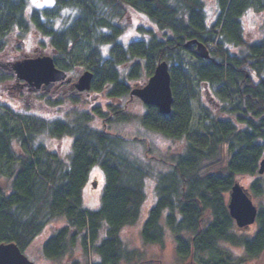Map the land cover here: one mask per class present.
Masks as SVG:
<instances>
[{"label": "trees", "instance_id": "obj_1", "mask_svg": "<svg viewBox=\"0 0 264 264\" xmlns=\"http://www.w3.org/2000/svg\"><path fill=\"white\" fill-rule=\"evenodd\" d=\"M52 2L30 8V0H0V54L14 31L23 43L31 32L71 78L49 93L23 87V98L31 97L39 107L0 111V243H15L26 252L51 224L62 222L42 245L46 260L154 264L123 237L140 224L143 247L164 245L171 234L184 262L206 254L209 259L196 263L242 264L264 257V207L251 237L242 236L228 209V195L240 176H253L248 190L264 198V174H259L264 40L248 43L242 23L250 12L264 13V0H216L215 21L204 0ZM130 11L150 25L138 27L140 37L124 42L121 22ZM193 40L209 49L210 59L185 47ZM164 61L170 64L172 113L164 116L144 105L140 125L148 133L183 141L184 147L153 159L140 139L111 129L130 121L131 83L149 79ZM82 71L94 74L88 93L73 87ZM2 84L14 85L15 76L0 69ZM202 92L213 107L200 104L195 125L193 104L201 102ZM63 138L71 139L67 156L45 142ZM96 169L105 177V189L100 207L87 210L83 191ZM149 188L155 203L146 213Z\"/></svg>", "mask_w": 264, "mask_h": 264}, {"label": "rangeland", "instance_id": "obj_2", "mask_svg": "<svg viewBox=\"0 0 264 264\" xmlns=\"http://www.w3.org/2000/svg\"><path fill=\"white\" fill-rule=\"evenodd\" d=\"M204 2L209 19L211 21H215L218 11L216 0H204ZM52 3V0H30V8H42L49 6ZM121 23L125 28L124 34L121 37V40L124 42H128L140 37L139 33L137 32L138 27H148L150 25L145 17L133 11H130ZM242 23L244 26L245 38L248 43L260 42L264 40V13L258 14L250 12L242 19ZM19 35V31L16 30L7 37L8 46L6 47L5 51L0 54V69H3V67L1 66H8L9 64L17 60H21L24 58H34L43 55L51 56L49 48H46V50H42L40 48V46L38 45V41H40V38L37 37V35L30 32L28 35H26L24 43L20 41ZM234 51L235 50L233 49L232 52ZM80 73H78V76L80 75ZM147 81L148 79L145 81H134L131 83V87H143L146 85ZM12 87V84H2L0 86V111L3 110L2 107L8 106L16 113H22L25 111V108H34L40 106L39 102L35 103V101L30 99L31 97L23 98L21 92H17L16 94L14 93L13 95H11L9 91H11ZM82 97H86V95ZM126 100V112L130 117V121L112 127L111 132H113V134H120L122 136H125L129 140L140 139V142H142V146L146 149H150L149 158L153 159L157 157L159 158L161 156L168 158L182 151V148L184 147L183 141H170L157 134H151L145 131L140 125V119L146 112L144 104L138 99L130 100V98L128 97ZM210 102L211 100L209 99L207 94L205 92H202L201 102H195L193 104L195 113V125L197 120H199V105L203 104V106H208V108L213 107V104ZM96 105L97 102H95V106ZM93 107L94 105H91L90 108ZM45 142L51 151H59L64 156L70 155L72 152L71 139L69 138H63L62 140L48 139ZM161 170L164 171L165 169L161 168ZM102 174V171L98 169L94 170L92 175L90 174V178H92L93 181L91 182L89 180L88 184L84 188V208H86L87 210H97L100 207L101 198L105 189V177ZM253 180V176H240L237 181L245 188H248ZM93 183L96 184L97 187H94ZM1 187L3 189L7 187L4 179L1 181ZM253 201L257 207H264V198L258 199L253 197ZM153 202L155 203V194L152 188H149V199L145 206L146 213L148 212V209L153 205ZM51 225L46 232L37 237L30 248H28V250L26 251V254L30 257V259L35 261V264H60L53 260H46L41 256V248L47 237L49 236V231L55 227H62L63 223L59 222L53 223ZM255 232L256 225H253L248 230L242 229L241 233L242 236L251 237L255 235ZM123 237L127 240H133L136 246L141 247L142 250L146 252L147 259H151L155 262L154 264H197L196 262H203V260H207L210 258V256L206 254L205 256L198 255L196 258V262L194 263H192L190 260H187V262L181 261V259L178 258L175 242L171 234L167 235L164 245H151L143 247L140 239V224L126 229ZM242 252L243 251H237L236 254L242 255ZM242 264H264V257H260L259 259Z\"/></svg>", "mask_w": 264, "mask_h": 264}, {"label": "water", "instance_id": "obj_3", "mask_svg": "<svg viewBox=\"0 0 264 264\" xmlns=\"http://www.w3.org/2000/svg\"><path fill=\"white\" fill-rule=\"evenodd\" d=\"M185 47L193 49L194 54L200 59H210V51L202 43L193 40L186 43ZM8 67L4 66L16 75L18 82H24V85L29 87L32 92H50L57 83L71 81V79H67L65 71L56 67L51 56L24 58L9 64ZM93 78L92 72H82L73 85L74 89L79 92H89ZM131 97H137L144 105L155 107L160 114L169 116L172 113L173 104L170 64L166 61L160 62L145 86L132 89ZM259 174H264V159L260 164ZM228 209L239 229L248 230L257 221L259 209L254 204L248 189L239 182H236L231 189ZM0 264L34 263L15 243H0Z\"/></svg>", "mask_w": 264, "mask_h": 264}, {"label": "flooded vegetation", "instance_id": "obj_4", "mask_svg": "<svg viewBox=\"0 0 264 264\" xmlns=\"http://www.w3.org/2000/svg\"><path fill=\"white\" fill-rule=\"evenodd\" d=\"M13 74V73H11ZM14 75V74H13ZM23 91V86L21 83L17 82L16 78H15V84L13 85V87L11 88V91H9V93L11 95H13L14 93L16 94L17 92H21ZM21 98V97H19Z\"/></svg>", "mask_w": 264, "mask_h": 264}]
</instances>
